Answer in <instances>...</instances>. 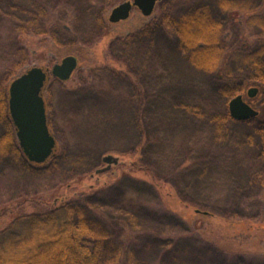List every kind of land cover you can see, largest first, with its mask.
I'll return each mask as SVG.
<instances>
[{
    "label": "trees",
    "instance_id": "16d2710c",
    "mask_svg": "<svg viewBox=\"0 0 264 264\" xmlns=\"http://www.w3.org/2000/svg\"><path fill=\"white\" fill-rule=\"evenodd\" d=\"M101 1L102 4L97 0H0V25L9 23L8 31L12 37L16 33L39 37L50 33L58 43V35L47 28L46 21L50 18L58 22L67 20L65 15L56 13V9L63 6L71 10L75 21L84 22L87 28L97 30V35L101 36L110 23L109 9L125 0ZM170 1H160L157 5L160 13L153 17L151 15L149 21L123 36H115L110 42L112 60L126 68L130 79V100L119 106H123L122 110L126 108L127 113H133L128 121L133 129L129 133L132 139L128 145V153L132 157L126 159L119 153L111 152L120 160L106 173L121 166L146 171L154 182L153 187L149 186L152 190L161 183L169 184L176 193L174 199L185 206L194 207L195 214L207 217L229 230L239 229L256 218V215H248L241 206L250 202L262 203L263 200L264 117L260 118L259 115L264 114V110L258 111L254 118L238 121L230 116L227 105L233 96L250 87L258 88L264 95V0H215L214 15H211L205 0H180L184 3L180 12H173ZM227 22L236 27H233L235 32L232 35L230 28H226ZM248 31H252V41L246 36ZM230 37H234L237 43L230 44ZM25 55L21 54L23 59L0 77V122L5 129L0 137V153L13 152L22 169L30 171L32 164H40L29 161L20 149L8 109V88L21 75L15 72L24 63ZM75 57L81 60L79 53ZM174 57L190 62L198 73L197 78L193 80L187 74L185 76L189 78L183 76L179 83L171 77L164 78L162 73L168 76L170 71H176L170 64ZM152 65L154 68H151ZM158 65L163 66L155 85L150 73L158 72ZM112 79L117 80L116 76ZM188 88L198 91L196 97L188 96ZM164 108L176 111L183 120H188L180 125L186 133L182 144L194 136L198 139L195 133L209 129L208 139L211 138V143L215 142L216 137L222 140L229 136L232 145L239 148L233 156H237L241 150L239 155L247 163L246 174L244 179L235 181L237 186L234 190H228L229 197L223 203L215 202L207 206L200 197L188 192L191 185L187 179H177L191 175L193 169L202 172L210 170L206 164L207 157H188L192 152L185 146L187 164L175 162L176 153L182 147L178 148L180 142L176 143L174 139L178 124L176 121L170 124L162 122ZM103 121L100 130L106 132V121ZM241 124L247 127L238 133L234 126ZM48 127L54 136L49 121ZM107 151L102 146L97 152L103 157L108 154ZM211 165L219 172L216 163ZM98 175L91 173L88 176L91 183L84 181L82 189L69 196L54 198L49 206L32 199L31 211L21 210L0 228V264H110L121 257L132 262V256L137 253L133 241L138 240L126 232L147 212L139 207L134 212L121 211L116 217H98L97 211L107 206L97 197L107 186V179H98ZM212 182L221 187L219 180ZM130 184L137 185L133 182ZM163 217L174 221L173 216L168 214ZM114 226L119 229H114ZM122 230L125 231L124 236L120 235ZM139 242L143 247H164L163 253L168 257L173 249L179 247L171 239L161 241L140 236ZM237 264L245 263L241 261Z\"/></svg>",
    "mask_w": 264,
    "mask_h": 264
},
{
    "label": "rangeland",
    "instance_id": "374dc122",
    "mask_svg": "<svg viewBox=\"0 0 264 264\" xmlns=\"http://www.w3.org/2000/svg\"><path fill=\"white\" fill-rule=\"evenodd\" d=\"M205 1L209 4L211 15H214L216 1ZM97 2L102 4L101 0ZM157 5L152 17L160 13ZM170 5L173 12H180L184 7V3L180 0H172ZM56 13L65 15L67 20L58 22L50 18L46 21V25L58 35V43L50 33L43 37L16 33L12 37L8 31L9 23L0 25V77L8 69L14 68V64L23 59L21 54L24 55V53L26 54L24 63L15 73L22 74L34 66L50 71L52 65L59 63L65 56H76V53H79L81 57V60L77 58L78 66L67 81L60 82L49 74L42 93L49 125L57 140L53 157L38 166L32 164L33 169L29 171L22 169L13 152L0 153V228L21 210L31 211L32 199H38L43 202V205L49 206L54 198L69 196L82 189L84 181L91 183L88 176L94 173L95 169L103 167L102 156L97 152L102 146L108 150L107 153H119L126 159L132 157V154L128 153L130 149L128 145L129 140L132 139L129 133L133 128L128 121L133 113H127L126 108L122 110L123 106H119L130 100L128 97L130 79L126 68L112 60L109 45L115 36L125 35L149 21L151 16H143L135 8L127 20L109 23L105 34L98 36L97 30L87 28L84 22L75 21L69 8L64 9L60 6L56 9ZM225 24L226 28H230L229 33L232 35L235 32L233 28L235 26L228 22ZM65 31L70 34H66ZM251 34L252 31L246 32L250 41L254 39ZM228 41L230 44L237 43L234 37H230ZM172 60L170 64L176 71H170L168 76L162 73L164 78L171 77L177 83L181 82L180 79L182 80V77H186L187 74H190L193 80L197 78L198 73L193 70L194 67L190 62L176 57ZM162 66L158 65L157 68H160L158 72L150 73L153 77L151 81L155 85L157 75L162 72ZM151 68H154L153 65ZM113 76H116L117 80L113 81ZM191 79L187 81H193ZM188 89L186 91L188 96L191 94V98L196 97L198 91ZM239 93L256 110H264V95L259 90L252 98L247 97L246 90ZM162 114L163 123L170 124L176 121L178 124L174 139L176 143L180 142L178 148L182 147L176 153L175 162L187 164L186 148L192 152L187 155L188 157L205 156L206 164L209 165L210 171L202 172L193 169L191 175L184 178L180 176L177 179H187L191 185L188 187V192L200 197L201 202L207 206L226 201L229 197L228 190H234L237 186L235 181L244 179L246 174L245 164L247 163L244 157L239 155L241 150L238 151L237 156H233L239 148L232 145L233 142L229 141V136H225L222 140L216 137L215 142L211 143V138L208 139L209 129L207 132L195 133L194 135L198 134V139L194 136L193 139L182 144L186 133L180 125L187 123L188 120H183L176 111L171 109L164 108ZM259 117L263 118L264 114L262 113ZM103 120L106 121V132L103 129L100 130V126L103 127ZM234 127L240 133L245 131L247 126L241 124ZM4 133L5 129L0 122V137ZM213 162L216 163L219 172L211 167ZM98 179H107V186L97 194V197L107 204L97 211L98 217H116L121 211L133 210L134 212L139 207L147 212L134 223L133 227L129 226L130 232H126L136 236L138 240L133 241L137 250V253L132 256L133 261L130 262L126 257H121L110 264H134L135 262L237 264L241 261L245 264H264V193L262 203L250 202L246 206H241L248 215H256L252 223L243 225L239 229L229 230L210 221L207 217L195 214L193 212L195 208L191 205L185 206L183 202L175 200L176 193L169 184L161 183L159 187H155L156 190H152L149 186L153 187L154 182L146 171H135L121 166L104 175L99 174ZM214 179L222 183L221 187L213 185ZM132 182L137 185H131ZM241 208L239 207L240 211ZM3 210L4 213H2ZM167 214L173 216V222L163 217ZM114 229L119 227L114 226ZM124 234L125 231L122 230L120 235L124 236ZM140 236L161 241L171 239L176 245L179 244V249H173L172 255L168 257L165 252L163 253L162 246L160 248L159 245L143 247L139 242Z\"/></svg>",
    "mask_w": 264,
    "mask_h": 264
},
{
    "label": "water",
    "instance_id": "95a60500",
    "mask_svg": "<svg viewBox=\"0 0 264 264\" xmlns=\"http://www.w3.org/2000/svg\"><path fill=\"white\" fill-rule=\"evenodd\" d=\"M162 0H125L115 5L109 12L108 21L118 23L129 18L133 9L141 15L149 17ZM78 65L74 56L64 57L60 63L54 64L50 71L43 67H31L15 78L8 88V109L14 126L20 149L27 159L36 164L46 162L56 150V140L51 134L43 98V90L48 75L66 81ZM258 88L250 87L246 91L249 98L254 97ZM230 116L238 121L254 118L258 115L251 104L244 100L242 94H236L228 101ZM119 157L108 153L102 157L103 167L95 169L94 174H101L119 163ZM199 212V210H196ZM204 214H206L204 212Z\"/></svg>",
    "mask_w": 264,
    "mask_h": 264
}]
</instances>
